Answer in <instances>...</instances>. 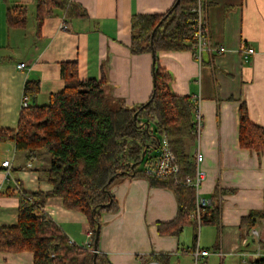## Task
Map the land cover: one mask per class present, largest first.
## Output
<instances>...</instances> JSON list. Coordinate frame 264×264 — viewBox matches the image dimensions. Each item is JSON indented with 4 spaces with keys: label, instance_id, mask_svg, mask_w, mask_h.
<instances>
[{
    "label": "crops",
    "instance_id": "0c3cea01",
    "mask_svg": "<svg viewBox=\"0 0 264 264\" xmlns=\"http://www.w3.org/2000/svg\"><path fill=\"white\" fill-rule=\"evenodd\" d=\"M69 1L85 14L67 17L63 9L55 8L37 30L35 0H0V128H16L26 80L39 83L36 97L28 98L27 105L45 104L51 93L63 89L60 64L64 61L76 63L80 79L104 76L108 92L127 106H138L151 95L152 57L131 52L130 19L133 14H163L175 0ZM200 1L211 43L225 50L203 53L202 63L189 49L161 50L157 62L170 75L172 93L189 96L192 102L199 97L202 126L198 133L193 131L187 152L193 160L196 150L202 154L200 195L220 207L219 224L201 229L204 240L203 225L197 229L194 245L210 251L200 263L208 264L207 258L216 256L220 264L227 257L247 264L257 258L262 249L259 242H264V223L239 228L243 216L264 208V150L240 146L238 107L243 102L249 120L264 127V0ZM14 4L27 10L24 27L7 25L6 11ZM241 44L254 50L247 61L238 51ZM19 63L25 67L18 68ZM42 157L27 158L12 140L0 142V163L10 160L8 175L0 167V226L16 223L18 191L51 190L40 175ZM110 190L118 210L101 213L97 239V252L110 264H157L152 255L161 256L164 264H191L193 241L189 244L188 231L192 227L185 225L189 229L182 233L183 226L178 234L157 229L158 223L169 222L178 213L172 189L153 186L142 175H126L116 179ZM42 209L69 241L92 251L88 220L82 212L65 207L54 196L45 198ZM251 230L257 236H251ZM0 264H33V255L28 250L0 251Z\"/></svg>",
    "mask_w": 264,
    "mask_h": 264
},
{
    "label": "trees",
    "instance_id": "16d2710c",
    "mask_svg": "<svg viewBox=\"0 0 264 264\" xmlns=\"http://www.w3.org/2000/svg\"><path fill=\"white\" fill-rule=\"evenodd\" d=\"M196 2L175 0L163 14L131 16V52L155 51V84L150 101L127 106L122 98L108 92L104 76L80 79L76 63L64 61L60 64L63 89L51 93L45 104L22 107L15 129L0 128V142L12 140L15 149L25 152L27 158L43 156L40 175L52 187L48 192L18 191L17 220L13 225L0 226V251L28 250L32 252L33 264H93V251L69 241L62 229L44 213V200L48 196L60 197L65 207L82 212L88 220L93 243L95 230L100 229L101 213L118 210L111 185L116 179L132 173L147 177L153 186L172 189L178 213L171 221L158 223L157 229L162 234H178L183 226H191L193 249L198 225L188 215L194 209V189L175 183L172 177L150 176L138 165L144 162L140 160L142 150L146 149L145 155H149L157 149L160 135H164L177 159L178 177L194 173V160L187 152L189 142L195 137L193 102L189 96L170 91V75L158 65L157 53L194 50L195 13L192 8ZM55 8L63 9L67 17L85 14L69 0H35L37 30ZM26 12L23 5L8 6L7 25L24 27ZM38 91V80L25 81L23 95L27 99H34ZM238 138L242 147L264 150V127L249 120L243 102L238 107ZM219 220L220 207L210 201L200 225L217 226ZM257 222L264 223V208L243 216L239 228H252ZM259 243L264 248V242ZM151 258L164 264L161 256L152 255ZM254 261L264 264V258ZM95 264L110 263L104 254L97 252Z\"/></svg>",
    "mask_w": 264,
    "mask_h": 264
},
{
    "label": "built area",
    "instance_id": "2783aa9c",
    "mask_svg": "<svg viewBox=\"0 0 264 264\" xmlns=\"http://www.w3.org/2000/svg\"><path fill=\"white\" fill-rule=\"evenodd\" d=\"M192 11L195 13L194 17V31L193 36L195 38L193 55L194 58L200 63L202 59V53L213 54V53H222L225 48L223 46H215L211 43L207 28L205 25L203 7L201 1L197 0L196 5L192 8ZM64 28H67V25H63ZM238 51L243 56V60L247 61L249 55L254 53V50L250 46L241 44ZM18 68L25 67V63L17 64ZM27 105V97L23 96L21 102V108ZM193 113H194V130L195 133H198L202 126V117L199 107V97H196L193 102ZM145 157V158H144ZM143 157V168L142 170L154 177H172L175 183H182L186 186L192 187L194 189V209L189 213L188 217L195 219L198 225L200 226V219L205 208L209 205L210 200L200 195L199 188L201 182L204 178V172L200 168V163L203 159L202 154L196 150L194 153L195 167L194 173L192 175H185L184 177H178L179 174V165L176 161V157L171 150L167 138L164 135H160L158 139V146L156 153L145 155ZM5 175L9 173L10 160L5 159L0 163ZM1 189V184H0ZM251 236H257L256 230H251ZM89 236H91V231H88ZM71 242V241H70ZM210 251L199 247L197 244L191 249L190 255L192 258L191 264H201L200 261L203 257L209 255ZM257 258H264V248L259 250L256 253ZM157 264H160L159 262Z\"/></svg>",
    "mask_w": 264,
    "mask_h": 264
},
{
    "label": "rangeland",
    "instance_id": "374dc122",
    "mask_svg": "<svg viewBox=\"0 0 264 264\" xmlns=\"http://www.w3.org/2000/svg\"><path fill=\"white\" fill-rule=\"evenodd\" d=\"M155 152H156V149L153 150V153L152 154H155ZM138 167L142 169L143 168V162H141L138 165ZM203 227H205V225L200 226V231H201V238H203V240H204L206 237H205V235H203V233H204V231H202L203 230ZM257 228H258V230L261 229L259 226ZM187 229H189L188 226H185V228H183V230H182V233H183V231H185ZM200 231H199V238H200ZM192 235H193V229H191V230L189 229V231H188L189 244H192V241H193ZM208 239H210V234H208ZM201 242H203V241L201 240ZM253 243H252L253 245H256L257 244L255 242H253ZM251 259H250L249 262H247V264H255V261L254 260H251ZM225 261H226L225 264H240L239 261H238V259L236 257H227V258H225ZM207 262H208V264H220V260L216 256H210V257H208L207 258Z\"/></svg>",
    "mask_w": 264,
    "mask_h": 264
},
{
    "label": "water",
    "instance_id": "95a60500",
    "mask_svg": "<svg viewBox=\"0 0 264 264\" xmlns=\"http://www.w3.org/2000/svg\"><path fill=\"white\" fill-rule=\"evenodd\" d=\"M160 22L157 23V25L153 28V30L151 32V36H153V34H154L156 28L159 26ZM150 54H151V57H152L151 73H152V82H153V86H154V84H155V75H154V71H155V51L152 49ZM152 97H153V95L151 94V96L149 97L147 102L150 101L152 99ZM146 126H148V125H146ZM145 150L146 149L142 150L141 156H140V160H142L143 157L145 156ZM133 167H134V164H131V168H133ZM131 175H133V173ZM112 179H113V177H111L109 179V182L112 181ZM98 235H99V227H97L96 230H95V237H94V240H93V248H92L93 255H94L93 264H95V258H96V254H97V239H98Z\"/></svg>",
    "mask_w": 264,
    "mask_h": 264
}]
</instances>
